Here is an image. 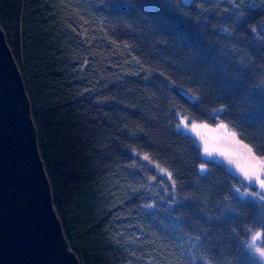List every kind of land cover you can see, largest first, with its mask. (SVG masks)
<instances>
[{
	"label": "trees",
	"instance_id": "trees-1",
	"mask_svg": "<svg viewBox=\"0 0 264 264\" xmlns=\"http://www.w3.org/2000/svg\"><path fill=\"white\" fill-rule=\"evenodd\" d=\"M237 3L0 0L81 264H252L246 229L264 232V206L240 200L241 178L176 131L180 117L223 121L264 157V8ZM221 105L229 115L212 119Z\"/></svg>",
	"mask_w": 264,
	"mask_h": 264
},
{
	"label": "water",
	"instance_id": "water-1",
	"mask_svg": "<svg viewBox=\"0 0 264 264\" xmlns=\"http://www.w3.org/2000/svg\"><path fill=\"white\" fill-rule=\"evenodd\" d=\"M0 264H81L54 205L32 102L1 23Z\"/></svg>",
	"mask_w": 264,
	"mask_h": 264
},
{
	"label": "snow or ice",
	"instance_id": "snow-or-ice-1",
	"mask_svg": "<svg viewBox=\"0 0 264 264\" xmlns=\"http://www.w3.org/2000/svg\"><path fill=\"white\" fill-rule=\"evenodd\" d=\"M232 3L239 7L237 0H232ZM250 7L253 9H256L259 5L260 8H264V0H249ZM243 13H238L237 17H242ZM235 22L239 23L238 18H233ZM224 31H227L226 29ZM253 32H255V29H253ZM242 81L236 80L229 82L228 88L230 89H236L239 88ZM261 93H264V84H262ZM184 96L188 98L189 101H191L193 104H196L199 102L200 98L198 96H190L187 92L183 93ZM220 115L228 116V110L225 105H221L220 107L215 109V112L212 114V119L218 120ZM187 126V120L183 121V124L180 122L176 125V131L177 133H181L184 128ZM234 127H241L240 125H233ZM261 127L264 128V121L261 122ZM241 130H243L241 128ZM217 132H222L225 139H230L233 143L237 144L238 146L242 147L246 150L247 155L255 162L253 166L250 168H241L240 171L243 173V177L241 178V183L244 182V180L247 181H253L259 183V189L254 192H244L241 193L239 189H236V195L237 197L242 200H248L250 202H260L262 206H264V179L261 178V173L264 172V157L257 156L251 146L248 144H244L243 141L238 139L237 132L230 131L229 129V123H225L223 121H220L218 124V127L215 129ZM264 135V134H262ZM194 139V138H193ZM261 144L264 145V139H262ZM194 147L199 148V143L195 141L194 139ZM203 154L205 156L204 163H211L212 162V155L213 151L219 152L220 155H226V153L220 151L219 149H210L207 146V142H205L203 146ZM261 151H264V147H261ZM144 159H148L147 156L144 157ZM161 172H164L166 176L171 177V173L167 172L165 169H161ZM201 175H204L206 173V169L202 166L200 169H198ZM248 187H255V184H249ZM261 220L264 221V213L261 214ZM260 228L264 229V223L260 225ZM246 232L250 236V241L246 245V248L248 249V252L250 254V259L252 261V264H264V240H262V237H264V232L260 230L253 231L252 229H246ZM258 242H260L258 244ZM202 261H204V264H208L206 260H204V257H200ZM192 264H196L195 258L192 260Z\"/></svg>",
	"mask_w": 264,
	"mask_h": 264
},
{
	"label": "rangeland",
	"instance_id": "rangeland-1",
	"mask_svg": "<svg viewBox=\"0 0 264 264\" xmlns=\"http://www.w3.org/2000/svg\"><path fill=\"white\" fill-rule=\"evenodd\" d=\"M184 120H187V126L182 132L196 138V140L199 142L201 153L204 159L205 156L202 149L205 142H207V146L210 149H219L220 151L226 153V155H220L219 152L213 151L211 158L212 161L221 162L240 178L243 177V173L240 171L241 168L247 169L254 165L255 162L247 155L245 149L233 143L230 139H225L222 132L215 131V129L218 127V124L211 125L204 122H190L185 117H180L179 122L183 124ZM203 167L206 169L205 166ZM261 178L264 179V172L261 173ZM253 183L255 184V187H248L249 184ZM243 185L245 186L242 188L243 190L239 189L241 193L246 191L254 193L259 189V183L255 180H244ZM259 243L260 242H258V244Z\"/></svg>",
	"mask_w": 264,
	"mask_h": 264
}]
</instances>
